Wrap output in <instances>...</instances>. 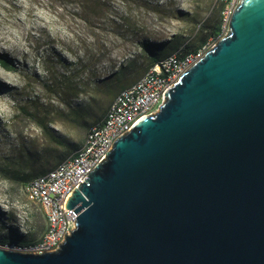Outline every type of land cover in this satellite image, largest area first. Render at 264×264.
<instances>
[{
  "label": "water",
  "instance_id": "water-1",
  "mask_svg": "<svg viewBox=\"0 0 264 264\" xmlns=\"http://www.w3.org/2000/svg\"><path fill=\"white\" fill-rule=\"evenodd\" d=\"M87 176L59 248L0 247V264H264V0H240Z\"/></svg>",
  "mask_w": 264,
  "mask_h": 264
},
{
  "label": "rangeland",
  "instance_id": "rangeland-1",
  "mask_svg": "<svg viewBox=\"0 0 264 264\" xmlns=\"http://www.w3.org/2000/svg\"><path fill=\"white\" fill-rule=\"evenodd\" d=\"M101 2L104 12L92 15L91 0H0V56L15 66H0L2 240H35L45 228L41 208L8 171L36 176L77 150L87 123L147 68L143 43L164 47L166 56L179 45L211 48L221 37L198 40L206 18L221 22L217 0ZM70 144L78 146L68 152Z\"/></svg>",
  "mask_w": 264,
  "mask_h": 264
},
{
  "label": "built area",
  "instance_id": "built-area-1",
  "mask_svg": "<svg viewBox=\"0 0 264 264\" xmlns=\"http://www.w3.org/2000/svg\"><path fill=\"white\" fill-rule=\"evenodd\" d=\"M221 4L220 34L228 30L230 16L240 0H217ZM208 47L207 49H209ZM177 46L171 53L147 66L133 83L122 87L110 101L104 116L86 134L82 145L56 166L22 185L26 197L41 208L45 228L35 240L20 244L2 240L0 247L40 254L59 248L64 234L75 229L73 208H64L67 194L88 178L114 141L141 116L155 114L164 103V93L207 50Z\"/></svg>",
  "mask_w": 264,
  "mask_h": 264
},
{
  "label": "trees",
  "instance_id": "trees-1",
  "mask_svg": "<svg viewBox=\"0 0 264 264\" xmlns=\"http://www.w3.org/2000/svg\"><path fill=\"white\" fill-rule=\"evenodd\" d=\"M92 4H93V9H95L93 12H91L92 15L99 14V11H103L104 12V4L101 2V0H91ZM218 6L217 9H219V11H221V4L218 2ZM90 17H85V20H89ZM199 32L201 34L200 38L198 39L200 43L206 41L207 37L209 35L213 36L214 38L218 37V35L220 34V17H214L210 16L209 18H206L200 25L199 27ZM168 46V45H167ZM141 49L144 51L145 55L148 58V65L151 64L152 62L157 61L159 58H161L162 56H164L166 54V50H164V47L162 48L161 46H155V45H151V44H145L143 43L141 45ZM184 47L186 49H189V45L185 44ZM0 66L3 67L4 69L8 70V71H14L15 70V66L9 61L6 60L5 58H3L2 56H0ZM113 94V93H112ZM21 112H23L24 114H26L28 117H30V114H28V112L22 108ZM34 121L36 123H40L38 121H40L39 119H35ZM41 125V124H40ZM92 124L87 123V127L84 128L86 134L88 133L89 129L91 128ZM43 129L46 128V126H41ZM86 136V135H85ZM81 144V143H80ZM78 146V145H77ZM76 145L70 144L69 148H68V152H71L73 149H75L77 147ZM11 175L12 178L16 179L17 181L24 183L26 181H28L30 178L34 177V175L36 173L34 172H28V173H22L20 174L18 170H14L13 172L8 171V175ZM41 228L43 227V225L40 226ZM27 237H29V235H27ZM13 241H15L16 243H26L29 242L31 240H27L25 235H19V237L17 239H13Z\"/></svg>",
  "mask_w": 264,
  "mask_h": 264
}]
</instances>
